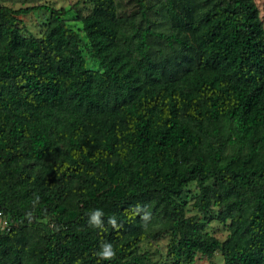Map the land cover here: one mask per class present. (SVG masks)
Instances as JSON below:
<instances>
[{
  "label": "trees",
  "instance_id": "1",
  "mask_svg": "<svg viewBox=\"0 0 264 264\" xmlns=\"http://www.w3.org/2000/svg\"><path fill=\"white\" fill-rule=\"evenodd\" d=\"M91 0L65 11L0 5V264H171L197 254L264 264V30L251 0H206L182 34ZM167 4L169 0H164ZM45 10L40 37L19 15ZM86 58L93 62L88 67ZM197 194L186 216L181 197ZM103 211V228L88 214ZM226 225L219 241L207 215ZM115 217L117 227L109 223ZM109 242L115 258L95 255Z\"/></svg>",
  "mask_w": 264,
  "mask_h": 264
},
{
  "label": "rangeland",
  "instance_id": "2",
  "mask_svg": "<svg viewBox=\"0 0 264 264\" xmlns=\"http://www.w3.org/2000/svg\"><path fill=\"white\" fill-rule=\"evenodd\" d=\"M150 10L148 17L156 23L155 30L181 35V23L198 16L209 4L206 0H169L168 4L164 0H144ZM213 1V0H210ZM115 4L123 12L125 16H132L136 13V6L131 0H114ZM258 10V16L264 30V0H251ZM1 6H6L12 10L28 6H45L54 10L65 11L64 20L66 25L79 33L80 23L76 20L77 16H85L91 12V0H0ZM48 18V13L45 10L32 11L26 15L16 17L17 27L24 35L40 37L44 30L45 23ZM87 66L93 67L94 64L86 58ZM197 194V189L194 183H190L184 189L182 201L186 204V216L197 215V220H201V216L191 209V204ZM208 223L204 231L210 236L216 238L220 242L228 236L226 229L227 222L223 225L215 219L214 211L207 215ZM167 244L166 236H160L155 240H145L139 246L140 251L149 253V262L147 264H171L165 254V246ZM193 264H223L219 253H215L210 261L205 257L197 254Z\"/></svg>",
  "mask_w": 264,
  "mask_h": 264
},
{
  "label": "clouds",
  "instance_id": "3",
  "mask_svg": "<svg viewBox=\"0 0 264 264\" xmlns=\"http://www.w3.org/2000/svg\"><path fill=\"white\" fill-rule=\"evenodd\" d=\"M104 213L100 209H94L91 213L88 214V224L90 227H94L97 229L103 228V220L102 217ZM108 223L113 227H117L115 217H109ZM100 250L95 253L97 257L101 260L110 261L115 258V250L113 245L109 242H102L99 246Z\"/></svg>",
  "mask_w": 264,
  "mask_h": 264
},
{
  "label": "built area",
  "instance_id": "4",
  "mask_svg": "<svg viewBox=\"0 0 264 264\" xmlns=\"http://www.w3.org/2000/svg\"><path fill=\"white\" fill-rule=\"evenodd\" d=\"M8 223L7 220L4 216H2V214L0 213V230H4V229H8Z\"/></svg>",
  "mask_w": 264,
  "mask_h": 264
}]
</instances>
